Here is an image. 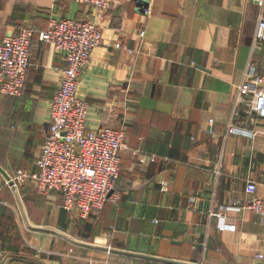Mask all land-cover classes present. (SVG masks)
Here are the masks:
<instances>
[{"label": "crops", "instance_id": "0c3cea01", "mask_svg": "<svg viewBox=\"0 0 264 264\" xmlns=\"http://www.w3.org/2000/svg\"><path fill=\"white\" fill-rule=\"evenodd\" d=\"M261 14L256 0H112L101 14L76 0H0V40L52 18L96 19L103 30L79 93L89 127L126 125L128 147L119 199L91 214L80 240L194 264H264V223L246 190L253 180L264 196V118L237 103L248 67L264 73V40L254 46ZM64 65V51L35 37L23 93H0L8 172L16 158L37 169ZM31 229L27 244L0 238V264H174Z\"/></svg>", "mask_w": 264, "mask_h": 264}, {"label": "built area", "instance_id": "2783aa9c", "mask_svg": "<svg viewBox=\"0 0 264 264\" xmlns=\"http://www.w3.org/2000/svg\"><path fill=\"white\" fill-rule=\"evenodd\" d=\"M76 1L94 6L99 14L110 8L112 2ZM256 1L264 6V0ZM144 11L150 13L151 9L145 7ZM35 37L64 51L65 65L60 68V86L50 103L48 125L35 161L37 169H17L10 174L13 183L0 172V192L5 184L14 188L30 181L39 194H62L60 206L86 219L106 203L119 199L116 183L121 168V152L128 147L126 125L89 127L86 120L89 102L79 93L81 73L90 63L95 47L102 43L103 30L96 19L52 18L45 28L24 25L17 33L6 35L0 40V93L10 96L23 93ZM263 40L264 15L261 14L254 39L255 48ZM237 103L247 105L248 113H257L264 118V73H257L251 65L239 87ZM213 121L210 119L211 123ZM236 129L234 124L229 125V131ZM210 130H214L212 125ZM251 134L255 137L256 132ZM156 159V154L150 156V160ZM145 160V157L141 158L142 162ZM257 188L255 181L247 183L246 190L251 195L248 206L264 223V196L257 193ZM195 200L196 196L191 197L192 202ZM230 227L232 224L229 223L220 225L221 229ZM258 256L262 258L264 254ZM88 262L110 264L108 259L94 257Z\"/></svg>", "mask_w": 264, "mask_h": 264}, {"label": "rangeland", "instance_id": "374dc122", "mask_svg": "<svg viewBox=\"0 0 264 264\" xmlns=\"http://www.w3.org/2000/svg\"><path fill=\"white\" fill-rule=\"evenodd\" d=\"M6 155L7 150L0 142L1 159L7 161ZM31 163L32 162H30V164H20V160L16 158L15 163L11 164V167H9L8 170L10 174H14L19 168L30 171L32 166ZM17 189L31 224L54 228L68 233L70 236L77 239H82L83 235L91 236L88 230L84 227L88 219H81L74 213L68 212L69 214H67L64 221L59 220V213L62 209L60 207V197L38 194L34 189L33 183L30 181H28V183L19 184ZM0 198L2 201L0 203V234H4L7 237L6 240H11L14 243L27 244V239L29 238L28 234L33 233L34 230L29 228L25 223L16 197L15 189L11 188L8 184L3 185L0 192ZM55 237L59 241L68 244V241L64 237L59 235H55Z\"/></svg>", "mask_w": 264, "mask_h": 264}, {"label": "water", "instance_id": "95a60500", "mask_svg": "<svg viewBox=\"0 0 264 264\" xmlns=\"http://www.w3.org/2000/svg\"><path fill=\"white\" fill-rule=\"evenodd\" d=\"M0 172L8 180H10L11 183H13L12 180H11L10 173L5 168H3L1 165H0ZM14 189L16 191V197L18 199L19 205H20V207H21V209L23 211V215H24L25 221H26L27 225L30 226L31 228L51 231V232H53L55 234L62 235L64 237H66L68 240L72 241L73 243H76V244H79V245L88 246V247L101 248V249H104V250L118 252V253H123V254H130V255H136V256H141V257H145V258H151V259H156V260H161V261H167L169 263H174V264H194V263L177 261V260H173V259H166V258H163V257H158V256L149 255V254H145V253L133 252V251H129V250H126V249L114 248V247H111V246H101V245H98V244H95V243H92V242H87V241H83V240L74 238V237L68 235L67 233H65L63 231H60V230H57V229H54V228H50V227L43 226V225H33V224H31L29 222V218H28L27 213L25 211V208H24V205H23V201L21 199V196L19 194V191H18L17 187H14Z\"/></svg>", "mask_w": 264, "mask_h": 264}, {"label": "trees", "instance_id": "16d2710c", "mask_svg": "<svg viewBox=\"0 0 264 264\" xmlns=\"http://www.w3.org/2000/svg\"><path fill=\"white\" fill-rule=\"evenodd\" d=\"M68 212L69 211H67V210H65V209H61V211H60V215H59V220L60 221H64L65 219H66V217H67V214H68ZM70 213V212H69ZM91 216V215H90ZM89 216V217H90ZM88 217V218H89ZM88 218H86V219H88ZM81 219H83V218H81ZM87 236H85V235H83V240H85V239H88V238H86ZM0 238L2 239V240H5L6 241V239H7V237L4 235V234H0Z\"/></svg>", "mask_w": 264, "mask_h": 264}]
</instances>
